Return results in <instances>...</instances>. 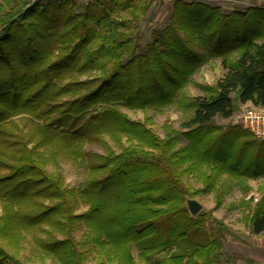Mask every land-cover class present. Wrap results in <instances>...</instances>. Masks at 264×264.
<instances>
[{
  "label": "trees",
  "instance_id": "obj_1",
  "mask_svg": "<svg viewBox=\"0 0 264 264\" xmlns=\"http://www.w3.org/2000/svg\"><path fill=\"white\" fill-rule=\"evenodd\" d=\"M151 3L152 0H94L79 5L77 13L74 9L65 12L60 40L64 43L70 35L68 44L74 43L59 62L63 66L69 62L67 71L79 74L101 71L98 84L77 98L80 107L91 102L95 106L122 103L131 109L161 107L170 104L194 71L210 59L222 58L227 72L214 86H202L211 91L209 95L185 105L193 111L182 123L185 131L180 135L164 127L166 135L159 139L114 107L98 110L94 136L97 138L100 123L117 141L125 134L130 145L121 146L118 155L107 148L106 158L90 165L93 173L106 172L84 182L80 194L89 201V208L77 218L87 223L89 242L95 250L99 249L101 257L113 264H137L130 255L132 244L139 248L144 264H220L225 258L223 242L230 230L208 213L200 211L189 216L185 208L187 189L182 180L185 175L209 179L212 172L205 176V170L213 171L218 165L220 170L240 178H264V160L252 161L231 154V148H219L220 139L232 135V144L239 138L252 137L248 132L231 126L220 135H211L217 130L215 119L230 118L239 104L264 106V8L223 13L218 7L176 0L168 24L152 31L151 41L139 52L134 45L137 23L146 17ZM24 5V1L0 0V58L11 57L16 50L22 52L33 43V36H37L33 31L44 22L41 18L57 6L54 0L41 7ZM196 43L202 52L195 49ZM77 51L82 53L79 63L74 57ZM233 52L238 56L229 60L227 55ZM90 81L66 83L63 92L77 94L78 86ZM5 116L0 113V166L10 172L0 175V200L5 212L0 216L3 240L15 232L23 238L21 232L36 225L40 214L22 209L23 194L28 188L45 189L49 197L59 199L65 192L34 158L37 146L50 142L49 131H42L37 144L28 148L23 138L6 130L3 122L10 123L11 117ZM179 136L188 143L176 148ZM245 143L260 150L264 141L253 138ZM242 164L244 167L239 169ZM41 182H45L44 189L38 187ZM17 191L21 196L15 199ZM16 205L19 208L13 209ZM53 210L47 208L43 217L58 228ZM208 221L212 225L209 228L205 224ZM248 225L251 233L264 234V194L256 201ZM18 229L22 230L18 233ZM72 242L67 238L39 244L53 252L61 264H84L83 258L75 256ZM167 250L169 254L160 256ZM0 264L21 263L0 246Z\"/></svg>",
  "mask_w": 264,
  "mask_h": 264
},
{
  "label": "rangeland",
  "instance_id": "obj_2",
  "mask_svg": "<svg viewBox=\"0 0 264 264\" xmlns=\"http://www.w3.org/2000/svg\"><path fill=\"white\" fill-rule=\"evenodd\" d=\"M17 1H24L26 4V0ZM54 1L57 6L46 12L45 17L41 18L44 20L42 25L33 31L37 33V36H33V43L25 47L22 52L16 50L17 54L0 58V113L11 117L10 123L3 122L6 130L23 138L28 148L37 144V141L41 139L42 131L46 129L49 131L50 142L45 141L44 144L37 146L34 158L43 166L45 173L53 178L54 183L61 186V190L65 192L62 199L58 196L49 197L47 190L42 187L45 182L38 185L44 190L28 188L23 194L22 209L32 215L40 214L35 220L36 225L27 231H22L23 238H20L17 232L4 240L0 238V246L9 255L15 256L21 264H61L53 252L46 251L39 243L70 238L73 241L75 256L83 258L84 264H113L101 257L99 249L95 250L89 242L91 232L87 223L77 218L89 208V201L80 194L84 182L106 172L104 170L97 174L93 173L90 165L100 164L108 155V149L114 155H118L121 152V146L127 148L130 145L125 134H121L120 140L117 141L112 135L106 133L102 127L104 124L99 123L100 131L96 134L97 138L94 136L95 123L98 122L95 118L97 111L105 107H114L130 121L143 124L159 139H164L166 135L164 127L180 135L185 131L182 129V123L191 116L193 111V108H186L185 105L194 98L209 95L211 91L204 90L202 86H214L226 74L227 69L223 66L222 58L210 59L194 71L184 88L177 93L170 104L161 107L151 105L144 109H131L122 103L95 106L94 102L80 107L77 98L98 84L97 80L101 77V71L90 70L84 74H79L75 70L67 71L70 63L67 62V66H63L59 60L63 55L69 54L74 41L68 44L70 35H67L64 43H61L60 33L65 29L63 19L65 12L74 9V13H77L78 6L86 4V0ZM49 3L50 1L47 5ZM170 12L171 10L168 11V16ZM156 20L158 22L162 20V23ZM166 24H168V18L162 19L159 16L155 19L152 13L139 21L134 36L137 51L140 52L151 41L152 31L162 29ZM195 49L202 52L198 43ZM227 56L229 60H234L238 54L233 52ZM74 57L75 62L79 63L82 59L81 51H77ZM85 79L91 81L86 86H78L77 94L63 92L66 83L72 85ZM245 104H239L228 119L216 118L213 124L217 130L211 135H220L231 126L242 129L231 121ZM252 137L239 138L231 144L234 138L230 135L223 141L219 140L221 144L219 148L221 151L231 148V154L252 161L264 160V153H259L261 149L260 152L264 150V144L261 145L260 150H257L254 144H244V141H251L254 138ZM187 143L179 136L176 148L186 146ZM137 144L135 142L136 146ZM244 165L238 168L242 169ZM218 167L213 171L205 170V176L212 172L209 179L198 180L195 175H185L182 181L187 189L186 198L198 201L202 207L201 212L208 213L210 218L223 222L220 219L223 216L224 220H228L227 223H223L231 232V227L236 226V222L243 221L247 226L256 201L264 194V178H240ZM9 172L8 168L0 166V175ZM20 196V192L17 191L14 197L18 199ZM249 198L252 202L248 201ZM3 206L0 200V216L5 213ZM18 208V205L13 207V209ZM47 208L55 210L52 211L54 214L52 218L59 222L56 224L58 228H53L43 217ZM70 217H76V219L71 220ZM205 224L207 228L212 226L210 221ZM21 230L18 229V233ZM169 253L170 251L167 250L160 256ZM139 254V248L132 244L130 255L137 264H144ZM100 259H102L101 263ZM224 263H226L225 258L220 264Z\"/></svg>",
  "mask_w": 264,
  "mask_h": 264
},
{
  "label": "crops",
  "instance_id": "obj_3",
  "mask_svg": "<svg viewBox=\"0 0 264 264\" xmlns=\"http://www.w3.org/2000/svg\"><path fill=\"white\" fill-rule=\"evenodd\" d=\"M174 1L176 0H152L147 15L152 13L155 19L159 16L162 19H167L168 11L171 10ZM184 1L201 3L208 7H218L223 13L244 11L251 7L264 8V0ZM158 23L161 24L162 20ZM222 217L220 219H222L224 223H227L228 220H224ZM235 225L236 226L231 227L232 230L223 243L225 264H264V234L256 235L251 233L249 225L247 224V226H245L243 221L236 222Z\"/></svg>",
  "mask_w": 264,
  "mask_h": 264
},
{
  "label": "built area",
  "instance_id": "obj_4",
  "mask_svg": "<svg viewBox=\"0 0 264 264\" xmlns=\"http://www.w3.org/2000/svg\"><path fill=\"white\" fill-rule=\"evenodd\" d=\"M51 0H26L25 7L37 4L39 7ZM94 0H86V4ZM232 124L240 126L255 139L264 141V106H255L251 103L245 104L238 114L232 118Z\"/></svg>",
  "mask_w": 264,
  "mask_h": 264
},
{
  "label": "water",
  "instance_id": "obj_5",
  "mask_svg": "<svg viewBox=\"0 0 264 264\" xmlns=\"http://www.w3.org/2000/svg\"><path fill=\"white\" fill-rule=\"evenodd\" d=\"M185 208L190 217L196 216L201 211V204L195 199H186Z\"/></svg>",
  "mask_w": 264,
  "mask_h": 264
}]
</instances>
